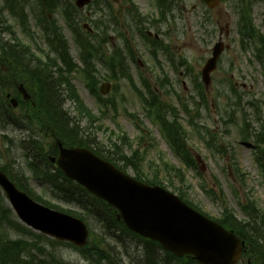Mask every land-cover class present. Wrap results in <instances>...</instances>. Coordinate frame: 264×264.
Masks as SVG:
<instances>
[{
  "label": "rangeland",
  "instance_id": "1",
  "mask_svg": "<svg viewBox=\"0 0 264 264\" xmlns=\"http://www.w3.org/2000/svg\"><path fill=\"white\" fill-rule=\"evenodd\" d=\"M165 1L166 6L171 5V0ZM175 1L176 5H179V11H170L167 14L169 16L168 24H162V32L150 24H148L149 28L144 29L145 33L148 30L159 33L163 40L160 46L162 51H158L156 57L151 56L150 52L158 48L147 45L141 40L140 35L136 34L131 37L130 29L134 26L130 27V19L124 17L122 13L124 12L121 5L123 0H110V5H104L103 10L98 8V5L94 8V2L84 8L82 15L90 17L92 14L93 18L86 22L94 29L93 33L97 32V26L100 25V28L102 24L107 31L106 35H102L108 41L103 47L105 56L109 54V49L124 48L126 45L124 39L116 34L118 28V32L121 31L126 38L132 41V49L136 51V58L141 62L140 64L135 62L131 64L130 73H132L131 76L134 79L135 86L132 87V84L127 80H122L119 83L117 92L113 90L115 81L110 79V71L103 61L99 60L95 64L99 80L98 87L105 82L111 83L110 91L103 95L106 99V105H109L108 111L110 113L107 117H103L102 128H99V123H92L83 113L79 114L75 103L66 101L65 109L72 113L73 117H77L80 127L88 133H92L91 136H93L97 127L98 132L95 136L100 143H106L109 140L111 131L126 134L130 141L134 143L133 149L140 147L143 156L140 157L139 161L143 166L144 174L146 173L148 176L154 174L155 166L149 167L152 162L155 165L160 164L159 166L162 168L163 159L175 167L176 170L174 171L168 173L163 171L160 174L164 186L172 192L182 189L186 198L194 202L198 208L211 217H219L225 207V203L221 199L213 200L214 194L219 197L223 195L228 206L235 211L236 216L240 219H245L246 215L238 207L237 201H245L246 194L251 195L256 200L258 208L264 214V183L254 159V148L251 143H245L240 137L241 110L252 112L253 107L250 103L256 102L259 105L261 117H264V79L260 65L253 60L254 49L244 50L241 47V36L238 31L240 26L239 14L241 12L250 21L255 31H264V0H226L220 3L217 8L208 10V12L206 11L207 7L203 8L200 0H185L183 3L178 0ZM2 2L1 0L0 3ZM133 2L139 12L152 14L153 16L157 15L154 1L133 0ZM32 4L35 8L34 0ZM101 4H104L103 0ZM182 10L184 12L181 15ZM174 12L176 13V19L171 17ZM181 16L183 17L180 18ZM54 17L58 19L57 21L62 26L64 34L70 41L71 55L79 67L72 74L74 88L85 106L94 115H99V107L102 106L101 100L92 93L88 86V77L83 70L85 65L79 59L72 34L59 13L54 14ZM30 18V30L36 33L39 40L40 30L34 23L32 16ZM101 20L104 23L100 24ZM9 21L14 25L17 34L25 43H33L29 37L21 33L20 27L14 20L9 19ZM138 31L141 30L138 29ZM221 35L228 48L222 54L218 68L212 74L211 83H206L202 81L201 70L211 56L212 48ZM5 38L7 39V35ZM163 44L169 47L170 52L168 55L163 50ZM34 49L37 52L36 54L40 53L35 47ZM169 57H172V61ZM172 62H174V65ZM142 78L149 82L152 89H156L154 94L161 97L167 106L170 104L172 108H177L183 102L194 108V119L199 117L197 122L199 126H192L184 111L181 114L183 123L189 133L186 151H190L194 156V162L192 163L193 165L196 164L194 168H189L177 157L163 137L160 127L147 116L146 106L138 95L142 88ZM192 80L194 83L202 82V91L205 97L198 96V88L193 87ZM162 81H166L164 86L160 85ZM192 95H194V99ZM232 115H234V118L231 119ZM19 118L21 117L19 116ZM18 122L14 123L16 126L7 123L4 126L0 125V168L6 167L7 173L15 179L18 176L20 177V174H24L29 182V185L24 188L32 189L36 196L54 202L64 209L72 207L77 210L76 206L53 200L49 187L37 181V178L34 179L32 176L33 170L29 166H35L37 162L40 166L38 169H43L44 164L42 163H44V160L30 158L31 161L29 159L30 151L33 156L38 158V150H33V148L38 147L32 146L30 151H26L28 146L26 149L23 148L24 141L22 139L29 134L35 136L32 140L39 139L43 134L34 125ZM139 122L147 129L145 130L146 133L151 134V142L148 138L141 141L140 138L145 132L137 127ZM209 131L215 137L217 149H210L209 144L202 137L201 133L208 134ZM4 135L8 136L7 140ZM207 141L209 143L208 136ZM150 144H152V147L149 146ZM131 148L126 147L127 155L131 154ZM178 170L182 173L184 180L180 178ZM41 171L39 170V172ZM128 172L131 175L135 174L132 169H129ZM242 174H245V176H242ZM21 181L24 182V178ZM7 202L6 200L4 205L7 206ZM16 218L11 210L10 218L4 221L5 225L3 224L13 237L17 235V227L14 229L9 224L11 220ZM0 227L2 228V226ZM91 228L97 234L96 238L99 241L101 230L98 226L95 227L94 224H91ZM36 233H27L24 236L27 239L39 242L36 247L37 250H31L33 264H96L95 259L89 261L75 247L66 243H52L51 240L53 239L49 237L37 238L38 233ZM125 238V247L122 245L117 246L116 241L111 238H107V242L104 243L106 246H103L107 247V243L117 246L116 255L121 251L122 253L123 251L128 252L133 254L135 261L137 260V253L141 252V247L138 246L139 242L134 237L126 234ZM41 252L47 254L48 257L44 258ZM114 259L116 258L114 257ZM132 261L133 258L126 256V254L123 255V264H134Z\"/></svg>",
  "mask_w": 264,
  "mask_h": 264
},
{
  "label": "trees",
  "instance_id": "2",
  "mask_svg": "<svg viewBox=\"0 0 264 264\" xmlns=\"http://www.w3.org/2000/svg\"><path fill=\"white\" fill-rule=\"evenodd\" d=\"M32 1L3 0V4H0V107L2 110V113H0V125L4 126L7 123L16 126L15 124L19 123L18 121H24L38 126L47 134V138L52 136L68 146L89 147L101 157L113 162L123 171H127L129 168L133 169L137 179L153 185H163L160 174L163 171L166 173L174 171L176 170L175 167L164 162L161 169L153 163L151 167L155 166L154 174H150V176L146 173L144 174L143 166H141V161H139L142 156L139 150H133L130 156L125 153L126 147L133 146V143L126 135H120L118 137L119 144L111 142V147L106 149L103 144L96 141V137H90L80 131L69 111L65 109L66 101H71L75 103L77 110L89 120L99 123L103 120V116L97 117L93 115L78 96L72 83V74L76 69H79L78 64L71 55L70 44L62 26L56 18L50 19L49 13L51 15L60 13L70 31L72 30L79 59L85 65L84 71L88 77V86L97 95H99L97 88L99 80L95 64L99 60L103 61L106 68L109 69L110 79L115 80L118 85V81L121 79H132L133 81L130 65L136 61V54L132 49L131 41L127 39L124 48L109 49V54L105 56L103 47L108 41L101 38V35H92L81 26L83 19L78 17L80 11L72 1L47 0L46 3H43L41 0H34L36 9L33 7ZM99 2V0L96 1V3ZM162 2L163 17L158 22L167 21V12L172 8V6L165 5V0H162ZM32 7L35 9L33 13L35 23L43 33L40 40L47 44L46 49H40V55L32 50V45L25 43L20 38L12 25L6 23L7 19L4 16L6 8H9L10 14L16 18V22L20 24L24 35L35 39V33L30 30L31 26L29 24L30 14L28 9H32ZM240 15L239 32L241 34V44L244 49L248 48L250 43L257 45L255 58L261 66L264 79V31H255L247 17L242 12ZM135 21L137 22L136 18ZM103 33L106 35V31L103 30ZM6 35L7 39L5 38ZM151 43L154 48H158V45H160L159 41L155 40H151ZM142 82L149 93V98L147 99L149 116L152 117L154 122L162 125L164 132H168L176 149L186 148V131L180 123L176 111H173V109L169 110L160 101L146 79L142 78ZM20 83H23L32 94L31 103L20 100L26 110L24 119L18 118L6 98L7 94H12V96L16 97L19 95L17 87ZM163 83L164 81L161 82V84ZM196 88L202 91V84L196 83ZM140 93L143 96V93ZM250 104L253 107L252 112L241 110L242 126L240 135L244 142L253 144L254 158L264 182V117L262 118L259 113L258 103L253 102ZM185 110L188 111L189 107L185 106ZM103 115H105L104 112ZM169 116L172 119H169ZM232 118H234V115L231 116ZM100 128H102L101 125ZM207 135L210 138L209 148L212 150L217 149L212 132L209 131ZM31 144L26 151H30L32 146H39L40 155L36 159L44 158L48 161L47 156L49 153H44L45 150L42 144L40 145L37 142H32ZM33 150H38V148H33ZM29 156L36 157L33 156L31 151ZM185 160L188 166L195 167L196 164L193 165L191 160ZM30 168H32L38 179L52 186V197L55 200L76 206L79 209L77 211L68 209L66 212L83 219L88 226L91 227V224H94L95 227L98 226L101 230L99 241H97L95 231L91 230L93 238L90 243L86 247L79 249L89 261H94L95 259L96 264H123L120 257L124 254L133 258L134 261L133 254L125 253L124 251L122 253L121 251L116 255L115 252L118 251L116 246H111L110 243H107L108 245L105 247L106 244H104L107 242V238H111L125 247L126 234L137 239L139 242L138 246L141 247V252L137 253V260L132 261L134 264H200L191 259V257L178 258L174 254L164 251L158 242L144 239L130 231L122 220L117 218V212L114 208L89 193L81 185L66 178L61 170L57 168L53 170L48 167L44 172H39L35 167L30 166ZM177 172L180 174V178L183 179L182 173L179 170ZM242 176H245V174H242ZM19 186L38 201L56 209L64 210L56 206V204L36 196L31 190L24 188L27 186L26 184ZM3 201L4 197L0 201V226H2V228L0 227V264H33L31 250L36 248L38 244L32 245L29 241H24L25 239H11L9 237V230L3 224L4 221L10 218L11 209L4 205ZM243 211L247 216V220H237L234 213L226 209L218 221L226 228L233 229L246 243V252L243 255L244 264H248V260H250V264H264V214L256 203L250 208L244 206ZM9 225L14 229L17 227L16 230L22 234L28 233L22 225L14 220H11ZM24 254H26L25 257Z\"/></svg>",
  "mask_w": 264,
  "mask_h": 264
},
{
  "label": "water",
  "instance_id": "3",
  "mask_svg": "<svg viewBox=\"0 0 264 264\" xmlns=\"http://www.w3.org/2000/svg\"><path fill=\"white\" fill-rule=\"evenodd\" d=\"M91 0H77L79 6ZM215 8L221 0H203ZM224 45L219 42L213 57L203 69L206 83L217 67ZM105 87V86H104ZM25 98L29 95L21 86ZM103 92L109 90V85ZM16 105V101L12 100ZM58 166L71 179L86 187L92 194L107 201L119 211V217L132 231L158 241L164 249L178 256L192 254L202 264H236L243 247L233 231L206 218L176 195L160 186H150L120 171L87 148L65 149L60 144ZM0 185L4 188L18 217L28 226L66 240L77 246L87 244L86 224L71 215L36 203L0 171Z\"/></svg>",
  "mask_w": 264,
  "mask_h": 264
},
{
  "label": "bare ground",
  "instance_id": "4",
  "mask_svg": "<svg viewBox=\"0 0 264 264\" xmlns=\"http://www.w3.org/2000/svg\"><path fill=\"white\" fill-rule=\"evenodd\" d=\"M101 2H102V0L99 2V7L98 8H100V9H104L105 8V6H109L110 5V0H103V3L104 4H101ZM105 5V6H104ZM78 17L79 18H82V13L80 12L79 13V15H78ZM198 96L199 97H202V96H205L204 95V92L203 91H201V90H198ZM206 103V102H205ZM0 104H1V102H0ZM10 108V107H9ZM11 109V108H10ZM185 113H186V115L188 116V118H190L191 116H192V118H193V120H194V124L196 125V126H199V124L197 123L198 122V119H199V117H196V119H194V108H190L188 111H184ZM0 113H2V110L0 111ZM182 114V113H181ZM179 115V117H181L182 115ZM29 125H32V124H29ZM35 126V125H34ZM37 129H38V126H35ZM30 136H32L31 134H29ZM39 144H41V143H39ZM153 144V143H152ZM151 147H152V145H151ZM181 157V156H180ZM153 163V162H152ZM151 163V164H152ZM46 164H47V162H46ZM151 164H150V168H151ZM186 165H187V163H185ZM160 165V164H159ZM158 165V166H159ZM188 166V165H187ZM189 168H190V166H188ZM120 171H122L123 173H125V174H127V175H129V176H131V174L128 172V170L129 169H131V168H129L127 171H123L122 169H120L119 167H117ZM159 168H161L160 166H159ZM162 168H163V166H162ZM161 168V169H162ZM133 170V169H132ZM134 171V170H133ZM133 176V178H135L136 180H138L139 182H141V183H144V184H148V183H146V182H144V181H141V180H139V179H137L136 177H135V174L134 175H132ZM183 179H185V178H183ZM182 179V180H183ZM162 188H164L165 190H167V191H169V192H171V193H173L174 195H176L180 200H182L184 197H186L185 195H184V192H183V190L182 189H180V190H178L177 192H172L171 190H169V189H167L165 186H164V184L163 185H160ZM101 199V198H100ZM104 201V200H103ZM105 202V201H104ZM257 204V202H256V200L251 196V195H249V194H246V199H245V201H242V200H238L237 201V204H238V207L240 208V207H253L254 206V204ZM116 208V207H115ZM192 209H194V207H192ZM229 210V211H232L233 213H234V215H235V217H236V219L237 220H239V221H244V220H247V216H246V218L245 219H240V218H238V216H236V214H235V211H233L229 206H228V204H226L225 205V207H224V209H223V212H224V210ZM116 210V212H117V218H119V214H118V209L116 208L115 209ZM195 211H197V212H199V213H201L202 215H204L206 218H208V219H210V220H212V221H215L216 223H218V224H220L221 226H223L226 230H228V231H233L234 232V230L233 229H228V228H226L224 225H222L219 221H218V219L222 216V214L219 216V217H217V219L216 220H214V218L213 217H211L210 215H208V214H206L203 210H200V209H198V210H195ZM222 212V213H223ZM234 234L238 237V239L240 240V242H241V244H242V247H243V251H242V254H241V256H240V258H242L243 257V255L245 254V252H246V243L234 232ZM144 239H147V240H151V241H155V242H158V241H156V240H152V239H149V238H146V237H143ZM159 243V242H158ZM160 244V243H159ZM161 245V244H160ZM161 247H162V249L164 250V251H166V252H170V253H172V254H174V255H177V254H175V253H173V252H171V251H167L166 249H164V247L161 245ZM120 250V249H119ZM121 251V250H120ZM41 255H43V257L44 258H47L48 256H47V254H45L44 252H41ZM192 256H194V255H192ZM239 258V259H240ZM191 259H193V260H195V261H197V262H199L200 260L196 257V256H194V258H191Z\"/></svg>",
  "mask_w": 264,
  "mask_h": 264
}]
</instances>
